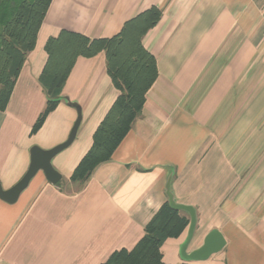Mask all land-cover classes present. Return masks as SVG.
Instances as JSON below:
<instances>
[{
	"label": "crops",
	"instance_id": "obj_1",
	"mask_svg": "<svg viewBox=\"0 0 264 264\" xmlns=\"http://www.w3.org/2000/svg\"><path fill=\"white\" fill-rule=\"evenodd\" d=\"M153 6L162 16L143 44L158 77L142 112L112 158L85 183L73 181L120 90L104 51L80 56L60 103L32 133L48 101L39 81L46 42L62 30L113 37ZM78 108L74 141L52 159L60 181L40 170L15 202L0 197V264H103L132 250L169 201L170 178L176 201L197 212L188 252L213 229L227 243L206 261L186 262L180 246L188 226L166 239L164 262L264 264V0H52L0 112L4 189L27 172L34 147L49 150L69 138Z\"/></svg>",
	"mask_w": 264,
	"mask_h": 264
},
{
	"label": "trees",
	"instance_id": "obj_2",
	"mask_svg": "<svg viewBox=\"0 0 264 264\" xmlns=\"http://www.w3.org/2000/svg\"><path fill=\"white\" fill-rule=\"evenodd\" d=\"M52 0H0V112L8 106L22 67L35 48L37 35ZM162 11L153 6L128 20L110 38L88 36L62 30L47 40V63L39 81L48 95L32 133L58 106L66 80L78 57H93L104 51L107 71L120 95L93 136V144L74 170L71 179L85 183L94 170L109 161L140 116L146 94L158 77L156 57L143 44V37L160 21ZM190 217L166 201L145 227V235L132 249L114 252L103 264H168L162 245L179 237ZM192 264V263H183Z\"/></svg>",
	"mask_w": 264,
	"mask_h": 264
},
{
	"label": "water",
	"instance_id": "obj_3",
	"mask_svg": "<svg viewBox=\"0 0 264 264\" xmlns=\"http://www.w3.org/2000/svg\"><path fill=\"white\" fill-rule=\"evenodd\" d=\"M79 116L72 128L69 138L49 150H43L39 147L32 149L31 164L24 174V176L11 188L4 189L0 181V197L8 202H15L20 196L21 192L29 185L31 179L42 170L48 180L52 183H58L61 179V174L53 167L52 159L63 149L67 148L75 139L78 128L81 123L82 115L78 108ZM171 178L168 182L167 194L170 205L178 210L185 211L190 216V224L188 227L187 236L180 246L181 258L186 262H202L209 259L213 254L218 253L226 246V239L224 234L219 229L211 230L205 237L203 244L190 252L188 247L194 237L197 225V212L194 206L189 204L178 203L170 188Z\"/></svg>",
	"mask_w": 264,
	"mask_h": 264
}]
</instances>
